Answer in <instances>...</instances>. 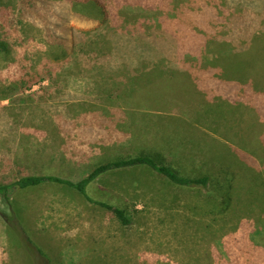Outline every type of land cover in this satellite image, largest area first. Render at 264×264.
<instances>
[{
    "label": "rangeland",
    "instance_id": "374dc122",
    "mask_svg": "<svg viewBox=\"0 0 264 264\" xmlns=\"http://www.w3.org/2000/svg\"><path fill=\"white\" fill-rule=\"evenodd\" d=\"M29 4L0 0V39L11 45L0 53V210L8 213H0V264H37V256L45 264H264V56H249L257 37L264 42V0H97L106 12L97 22L76 0ZM239 16L256 29L243 45L232 36ZM154 32L162 53L147 51ZM234 48L248 59L240 75L223 67L232 70ZM241 76L247 83L237 89L222 84ZM144 92L153 96L140 99ZM176 97L201 103L204 113L190 119L206 134L181 136L171 160L188 177L210 175L207 188L175 185L147 165L106 172L88 194L123 209L124 225L66 185H14L27 175L78 181L130 155L161 161L169 114L184 113L181 102L170 107ZM220 117L228 125L218 137ZM213 133L218 145L229 135L236 146L224 165L182 158L207 149ZM237 149L251 156L249 167L236 163Z\"/></svg>",
    "mask_w": 264,
    "mask_h": 264
},
{
    "label": "trees",
    "instance_id": "16d2710c",
    "mask_svg": "<svg viewBox=\"0 0 264 264\" xmlns=\"http://www.w3.org/2000/svg\"><path fill=\"white\" fill-rule=\"evenodd\" d=\"M29 1L30 0H22V5L24 7L29 6L30 5ZM76 1L80 2L81 5H84V6H81L82 8H80L78 12H80L79 14L83 18H85L86 20L90 19V21L97 22V21H99V18L101 16L106 14V12L104 10H102L96 4L97 0H76ZM177 4L178 3L175 2V6H177ZM85 6H86V8H85ZM85 9H87V11ZM171 9H173L172 6H171ZM263 11H264V4L262 5V8L259 12L260 17L258 16V20L261 19V21H262L264 19ZM66 15H67L66 13H63L64 18L66 17ZM233 18H235V17L232 15L231 22H232ZM238 19H239V21H237V23L239 22L241 24L240 26H238L237 23H236V25H233L234 22L231 24L232 27L234 28L232 36H233V41H235L237 44L243 45V43H245L243 41H247L249 38L252 39V37L256 33V29H255L254 25L249 27V23H248L249 21L247 20V18L242 19V17L239 16ZM261 21H256V22L259 23ZM66 22L68 23L67 24L68 25L67 30L73 31V28H71V26L69 27V21L66 20ZM257 27H258V25H257ZM140 33H141L140 34L141 36H146L143 31H141ZM59 37H60L59 41L61 44H65L67 42V40H69V45H67V46H68V48L71 49L72 45L74 44L73 40L69 39V37L65 38V37H62L60 35H59ZM158 37L159 36H157V34L154 32L152 40H150L148 43L149 46L148 45L146 46L147 51L150 52L151 54H153V51H156V50L159 53H162L163 48H161V49L159 48L160 41H159ZM230 39H231V37L229 35V41H230ZM262 40L259 37H257V39H256L257 44L254 45V43H253V46L251 47V50L249 52V56L250 55L252 56L254 52H258L264 56V42ZM64 41H65V43H64ZM67 46H66V48L61 47V49H64L61 51V52H64V55L66 54V52L68 50ZM238 47H240V46H238ZM10 51H11L10 43L5 41V40L0 39V53L5 54V53H9ZM232 51H234L232 53H235V56H237V60L239 62L236 60L235 62H233L234 65L231 63V65H232L231 71H230V67L228 66V63H225V65H223L224 69L227 71V73L229 75L233 71V68H234V71H236V74H239L240 72H242V69L245 67L243 65H246L248 63V59H244V61H243V59L239 58L241 53L238 50H236L234 48ZM228 56L229 55L222 54L221 57L227 60ZM231 60L232 59H230V61ZM251 65H253V68L255 67L253 64V60H252ZM234 79L235 78L229 79L228 81H222V84L226 87H229L230 88L229 90H232L233 88L237 89L241 85L240 83H247L244 76H241V78H237L236 80H234ZM247 79H249V78H247ZM16 84H17V82H14L5 88L13 89L16 87ZM263 85H264V83H263ZM247 86H248V84H247ZM190 87H191V85H190ZM263 90H264V88H261V92H263ZM148 95H149L148 93L144 92V93L139 94L138 97L140 99H142L143 97H146ZM180 102L183 103L182 105L184 107V113L181 116L177 115V114H169L171 125L168 127V130L166 132L167 133L166 135L168 137L165 140L162 139V141L157 140L158 151L162 152V154H163V158L161 161H157L150 154H142L139 156L130 155L129 157L127 156V158H119V159L117 158L116 160L109 161L106 163H102V164L96 166L91 172H88L85 177H83L81 180H78V181H73V180L62 178V177L55 176V175H27V176H24V177L20 178L19 180H17L14 183V185L18 186L19 188H23V189L29 188V187H35V186H39L41 184H47V183H58V184L66 185L68 187H71V188L77 190L82 196H84V198H87L89 201L97 203V204L113 211L124 225L129 224L131 220L127 216L126 212L123 209H121L115 205L106 203V202L96 201L93 198H91L88 194L87 188L91 184V182H93L96 178H98L100 175H102L106 172H109L112 170H117V169L131 168V167L139 166V165H147V166L151 167L152 169H154L155 171L159 172L160 174L164 175L170 182H172L175 185H178L181 187H188V188H195V187L196 188H198V187L207 188L209 183L211 182L210 175L205 174V175H203V176L201 175L199 177H188V175L192 176V174L182 172L181 170H180L181 171V173H180L179 169H177L174 166V162H172V160H171L179 152V144H180L179 142H180L181 136L195 137V135L197 136L198 133L206 134L205 131L200 132V130H199L200 128L206 129L205 126L200 125L201 127H199V126H197L198 122H196V121L193 122L190 119L191 114L198 113L199 116H201L204 113L203 112L204 110L201 107V103L194 102L190 99L179 100L176 97L175 99H172L171 102H169L171 105L170 107L174 108V105H181V104H179ZM244 104L249 105L251 103L245 102ZM220 120L222 121V124H221ZM227 125L228 124H223V120L221 117L218 118L217 123H216L215 128H214L218 137L222 136V133H223V131L226 130ZM228 128H229V126H228ZM208 137L210 138V141H207L205 143L207 149L200 150V151L194 150L190 154L182 156V158L185 159L187 162H192L193 164H195L196 160L204 161L205 164L210 165L211 167H215V168L217 166L224 165L221 163L220 160L224 157H230L231 158V155H232L231 154L232 153L231 147L234 146V144L232 143L233 140H231V137L228 135V138L225 140L227 144H224L222 146V145H218L216 143L217 138L215 137L214 133L212 136L210 135ZM229 144H231L232 146ZM142 147L144 149H148L151 146H149L147 143L146 145L143 144ZM234 147H236V146H234ZM237 150H238V153L240 155V157H239L240 160H238V161L236 160V163L242 164L246 167H249L251 156L247 152H243V151L241 152L239 149H237ZM167 158H169V160ZM182 158L180 157V159H182ZM243 173H246V170H243ZM261 176L262 177L264 176V172L261 173ZM258 179H259V176H256V180H258ZM6 189H7V187H5V186L0 187V191L6 190ZM230 193L231 192H227L228 195L232 196V194H230ZM0 213H3L4 215L8 214L7 212H5L3 210H0ZM32 253L33 252H31V254ZM39 256H40V254H39ZM40 261L42 262V264H45L42 261V257L40 256V260H39V258L37 256V264H41Z\"/></svg>",
    "mask_w": 264,
    "mask_h": 264
},
{
    "label": "crops",
    "instance_id": "0c3cea01",
    "mask_svg": "<svg viewBox=\"0 0 264 264\" xmlns=\"http://www.w3.org/2000/svg\"><path fill=\"white\" fill-rule=\"evenodd\" d=\"M149 96H153V93L151 92V94L149 95ZM153 106V105H152ZM152 109H150L149 111H151ZM123 111V110H122ZM132 113H136V111H133ZM169 127V126H168ZM150 129L152 130L153 129V124L152 125H150ZM165 129V128H164ZM167 134V133H166ZM163 135L162 137H159V138H161V141H162V139L163 140H165L168 136L167 135ZM148 143V145L149 146H153V140H152V138H151V136L149 137V138H147L146 140H144L143 141V143L142 144H147ZM225 261V263L226 264H237V260H230L229 262L227 261V260H224Z\"/></svg>",
    "mask_w": 264,
    "mask_h": 264
}]
</instances>
